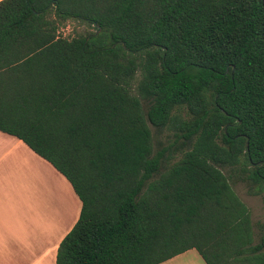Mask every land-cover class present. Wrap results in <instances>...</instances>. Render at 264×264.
<instances>
[{"label": "trees", "instance_id": "obj_1", "mask_svg": "<svg viewBox=\"0 0 264 264\" xmlns=\"http://www.w3.org/2000/svg\"><path fill=\"white\" fill-rule=\"evenodd\" d=\"M0 131L80 201L54 264H264V0H0Z\"/></svg>", "mask_w": 264, "mask_h": 264}, {"label": "crops", "instance_id": "obj_2", "mask_svg": "<svg viewBox=\"0 0 264 264\" xmlns=\"http://www.w3.org/2000/svg\"><path fill=\"white\" fill-rule=\"evenodd\" d=\"M62 183L64 197L57 185ZM79 208L58 171L19 138L0 131V264H54L57 245ZM157 264L205 263L189 248Z\"/></svg>", "mask_w": 264, "mask_h": 264}, {"label": "rangeland", "instance_id": "obj_3", "mask_svg": "<svg viewBox=\"0 0 264 264\" xmlns=\"http://www.w3.org/2000/svg\"><path fill=\"white\" fill-rule=\"evenodd\" d=\"M89 30H91V28L87 27L85 24L76 21H68L64 26L59 28L58 34L62 37L68 38L78 33L84 34ZM150 129L153 136L154 148H158L167 144L169 138L166 131H156L152 127ZM225 172L226 171L224 170V173ZM230 184L235 194L249 210V217L253 226L254 238L256 239V226L258 223L264 222V205L261 202L260 196L251 194L248 191L246 184L238 181L237 179L230 181ZM57 185L64 197L67 190L63 187V183L61 185Z\"/></svg>", "mask_w": 264, "mask_h": 264}]
</instances>
